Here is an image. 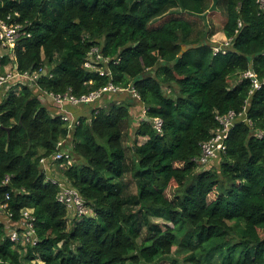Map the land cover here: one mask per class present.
<instances>
[{
  "label": "trees",
  "instance_id": "16d2710c",
  "mask_svg": "<svg viewBox=\"0 0 264 264\" xmlns=\"http://www.w3.org/2000/svg\"><path fill=\"white\" fill-rule=\"evenodd\" d=\"M211 2L232 40L218 53L210 41L218 31L182 14L154 24L177 10L203 16ZM8 17L30 34L7 49L15 71L38 78L12 80L19 83L0 104V200L8 204L0 210L1 264H264V88L251 93L244 76L264 80L259 0H0V20ZM93 48L108 61L103 75L85 66ZM110 83L139 93V124L129 92L87 105L73 131L41 100L80 98ZM245 107L252 124L237 123L226 154L199 172L195 159L219 128L216 117ZM60 151L70 152L71 166L53 160ZM43 159L60 177H50ZM52 179L77 189L92 214H72ZM24 209L36 218L35 244L11 240Z\"/></svg>",
  "mask_w": 264,
  "mask_h": 264
},
{
  "label": "built area",
  "instance_id": "2783aa9c",
  "mask_svg": "<svg viewBox=\"0 0 264 264\" xmlns=\"http://www.w3.org/2000/svg\"><path fill=\"white\" fill-rule=\"evenodd\" d=\"M259 3H261L262 7L264 8V0H259ZM29 36L30 34H28V32L26 31L24 25L18 20H12V17H8L7 20H0V40L1 46L3 48L14 51L20 40L24 37ZM231 43L232 40L230 39L228 43L229 45L227 44V46H214L215 53H218L220 50L225 49V47H229ZM223 53H225V50H223ZM106 62L108 61L104 60L103 56L99 53L98 48H93L85 66L87 69L97 70L103 75L105 73V69L103 66L101 68L100 64ZM97 68H99V70ZM16 69L17 65L13 67V70H11V72L0 74V90L5 85L10 83V81L17 79L18 77L28 81H35L38 78V76L35 74H19L15 71ZM244 76L246 78H250L252 81L253 89L251 93L264 88V80H259L257 75L253 71H248ZM120 92H129L135 99L140 100V95L134 88L124 90L113 85L112 83L97 92L90 93L89 95H84L80 98H77L70 93L64 96L54 94L48 95L54 100L56 106L58 107L61 119L65 123H67L68 128L73 131L75 127L81 123V118L76 117L74 114L69 112L67 110V105H91L93 102L94 104L99 102L107 93ZM247 112L248 109L247 107H245L243 112L237 113L234 111H230L225 115H218L216 117L217 121L219 122V128L214 132V135L210 140L202 144L201 154L198 158L195 159V162L198 166L207 167L212 161L219 158L221 154H226L228 147L227 140L230 136V132L236 126V124L240 121L252 124L251 120L248 118ZM144 113H146L145 109ZM154 127L159 133H163V121L161 119H155ZM62 144L63 142L59 143L58 146ZM70 157V152L60 151L55 155L53 160L61 161L62 164H60V166L66 167L73 164V160ZM48 163L49 162L46 159L42 160V165L45 171L47 170V168H49ZM9 180L10 178L7 177L5 183H8ZM52 181L54 183H57L60 188L58 201L61 204L65 205L70 212H73L74 215H76L78 218L87 217L92 214V209L87 205L86 201L77 189L68 186L65 182L58 179H52ZM6 199H9V195H7ZM7 207L8 204L0 200V210L6 209ZM21 214L23 215V217H21L20 224H16L17 230L11 229V240L15 243L22 242L23 244H35L36 235L34 223L36 218L33 216V210L24 209L22 210ZM10 217H12L11 214Z\"/></svg>",
  "mask_w": 264,
  "mask_h": 264
},
{
  "label": "rangeland",
  "instance_id": "374dc122",
  "mask_svg": "<svg viewBox=\"0 0 264 264\" xmlns=\"http://www.w3.org/2000/svg\"><path fill=\"white\" fill-rule=\"evenodd\" d=\"M213 5V2H211V6ZM176 14H182L183 15V17H185V18H189V19H191L192 21H194L195 23H196V25L198 26V28L199 29H205V30H211V29H215L216 31H218V33L216 34V35H214L213 37H212V39L210 40L211 41V43H216V45L217 46H219V45H225V46H227V44L229 43V41H230V39H228L226 36H225V34H224V32H223V27H224V24H225V22H226V16L220 11V9H218V8H215V7H211L210 8V10L205 14V15H203V16H194V15H187L186 13H181V11H172V12H170L167 16H165V17H163V18H161V19H159V20H157L154 24L155 25H159V24H161L162 22H164L165 21V19H167L169 16H171V15H176ZM229 45V44H228ZM15 51V50H14ZM14 51H12L13 53H14ZM4 56H8V58H9V62L8 63H6L5 65H9L8 66V70L6 71V69H5V65H3L2 64V62L0 61V74H6V73H9V72H11V70H13V67H15V63L13 64V62H15V61H13L12 60V57L11 56H13V54L12 53H10V51H8L7 49H5V48H3V47H0V59H2ZM3 66V67H2ZM101 68H102V66H100ZM98 70H99V68H97ZM103 71V70H102ZM155 72H153V74H154ZM165 89V92H166V94H169L170 93V90L169 89H166V88H164ZM174 89H177V87L176 86H174ZM20 91V88H17L16 89V91L15 92H19ZM50 97V96H49ZM51 98V97H50ZM106 98H108V97H106ZM52 99V98H51ZM102 99H105V96H103L102 97ZM101 99V101L103 102V104H104V101ZM53 100V99H52ZM53 102H54V100H53ZM96 102V101H95ZM125 103L126 104H130L131 105V114H133V108H134V106H138V109H137V111H138V115H136L135 113H134V117H136L137 119H138V124L141 122V120L143 119V117H145L146 116V113H144L143 112V109H142V105H141V103L138 101V100H136V99H134L131 95H128V97H127V99H126V101H125ZM54 104H55V102H54ZM56 105V104H55ZM88 104H81V105H75V106H72V105H67V110L69 111V112H71L72 114H74L76 117H80L81 118V115L79 114V115H77L71 108H70V106L71 107H74L75 109H78L79 107H81V106H87ZM91 105H93V106H95V104H94V102L91 104ZM134 126H135V124H134ZM130 135H131V137H130V139H129V143H132V141L134 140V138H135V134H134V128H132L131 129V131H130ZM145 138H139V141H140V143L142 144L145 140H144ZM69 142V139H68V141L66 142V143H68ZM51 166H53V164H51ZM208 167V166H207ZM207 167H201V168H199V172L200 171H202V170H204L205 168H207ZM47 168V167H46ZM48 170H50L49 171V173H50V177L52 178V177H55V178H57V177H60V175H59V170H57V169H55L54 167H50ZM46 173H48V172H46ZM59 179V178H58ZM176 184L175 183H172L171 185H170V187L168 188V190L166 191V194H167V196L168 197H172L173 196V194H174V192H175V189H176ZM135 191V190H134ZM217 196H216V192H214L213 194H211V196H210V200H213V199H215ZM72 214H73V212H71ZM69 214V216L71 217L72 216V214ZM73 219V218H72ZM154 222H163L162 220H160V219H156V218H153L152 219ZM71 221V220H70ZM11 229H15V230H17V228H15L14 226H11ZM261 235L262 236H264V233L263 232H261Z\"/></svg>",
  "mask_w": 264,
  "mask_h": 264
},
{
  "label": "crops",
  "instance_id": "0c3cea01",
  "mask_svg": "<svg viewBox=\"0 0 264 264\" xmlns=\"http://www.w3.org/2000/svg\"><path fill=\"white\" fill-rule=\"evenodd\" d=\"M13 64H14V62H13ZM8 66L9 65H5L4 67H5V69H6V71L8 70ZM19 83V81H12L11 82V84L10 83H8L7 85H5L1 90H0V104L4 101V99L6 98V96H7V93H6V91L10 88V87H12V86H15V85H17ZM41 100H42V102L44 103V105L51 111V113H52V115H55V114H57V113H59V109H58V107L54 104V102H53V100L47 95V94H45V96L44 97H41ZM103 105H105V102H104V104ZM86 106H81V107H79L78 109H75L74 107H71L70 106V108L77 114V115H81L82 114V111H83V109L85 108ZM137 109H138V106H134V108H133V117H134V113L136 114V115H138V111H137ZM83 115V114H82ZM85 115V114H84ZM81 117H83V116H81ZM144 118V117H143ZM134 124L135 125H137L138 124V119L136 118V117H134ZM141 139V138H140ZM144 140H146V138L144 139Z\"/></svg>",
  "mask_w": 264,
  "mask_h": 264
},
{
  "label": "water",
  "instance_id": "95a60500",
  "mask_svg": "<svg viewBox=\"0 0 264 264\" xmlns=\"http://www.w3.org/2000/svg\"><path fill=\"white\" fill-rule=\"evenodd\" d=\"M184 51H185V47H184ZM44 75H47L46 72H44ZM56 146H58V145H56Z\"/></svg>",
  "mask_w": 264,
  "mask_h": 264
}]
</instances>
